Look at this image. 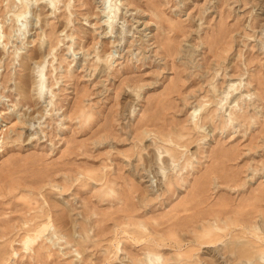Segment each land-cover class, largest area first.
Wrapping results in <instances>:
<instances>
[{"label": "rangeland", "instance_id": "obj_1", "mask_svg": "<svg viewBox=\"0 0 264 264\" xmlns=\"http://www.w3.org/2000/svg\"><path fill=\"white\" fill-rule=\"evenodd\" d=\"M114 1L0 0V264H264V0Z\"/></svg>", "mask_w": 264, "mask_h": 264}, {"label": "bare ground", "instance_id": "obj_2", "mask_svg": "<svg viewBox=\"0 0 264 264\" xmlns=\"http://www.w3.org/2000/svg\"><path fill=\"white\" fill-rule=\"evenodd\" d=\"M101 1V3H102V5H105V4H107V3H109V11H107L108 13H106L105 14V19H107V21H104L106 24H108V23H110V24H112V21L110 22L109 20H113L114 19V16H110V15H112V13L110 12L111 10H113L112 12H113V15H114V12L116 11V10H120L119 8H116L117 7V5H116V3H115V1H114V3L112 4V1L113 0H100ZM117 2V1H116ZM49 4V3H48ZM119 6V5H118ZM50 7H51V5H50ZM259 7H260V9H258V10H260V11H263L264 12V5H259ZM113 8V9H112ZM259 11V12H260ZM102 13H105V11H103ZM111 13V14H110ZM116 14V13H115ZM119 14V13H118ZM258 16H261L260 14L258 15ZM104 18V17H103ZM103 22V23H104ZM261 29V31L262 30H264V28H263V26L260 28ZM143 36V35H142ZM120 41H121V39H120ZM31 58V57H30ZM31 63V62H30ZM29 63V64H30ZM24 64V63H23ZM23 67V69L22 70H24V71H26V70H29L30 68H29V66H28V63H25L24 64V66H22ZM229 87V86H228ZM232 97V96H231ZM195 108V107H194ZM195 161H196V159H195ZM195 162L193 161V162H191L190 163V165L189 166H193V164H194ZM39 240V239H38ZM37 240V241H38ZM32 240H28V239H25V240H23V242H22V245L24 246V247H27L26 249H28V246L30 245V244H32ZM25 251V250H24ZM46 251V250H45ZM13 257V256H12Z\"/></svg>", "mask_w": 264, "mask_h": 264}]
</instances>
